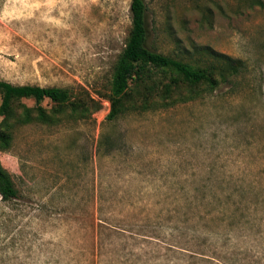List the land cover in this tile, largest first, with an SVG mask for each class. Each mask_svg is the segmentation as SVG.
Masks as SVG:
<instances>
[{"label":"rangeland","instance_id":"374dc122","mask_svg":"<svg viewBox=\"0 0 264 264\" xmlns=\"http://www.w3.org/2000/svg\"><path fill=\"white\" fill-rule=\"evenodd\" d=\"M146 3L151 49L201 63L209 46L242 72L194 97L136 86L140 106L108 120L131 0H0V79L95 106L75 119L46 99L61 120L23 124L35 101H15L0 264H264V0Z\"/></svg>","mask_w":264,"mask_h":264},{"label":"trees","instance_id":"16d2710c","mask_svg":"<svg viewBox=\"0 0 264 264\" xmlns=\"http://www.w3.org/2000/svg\"><path fill=\"white\" fill-rule=\"evenodd\" d=\"M147 10L146 0H131V28L125 46L114 63L110 79L111 106L106 117L108 120H115L129 109L140 106L134 102L140 95L132 93L133 90L139 91L134 88L136 86H145L150 94L161 90L165 98L169 97L175 88L179 95L187 92L188 97H194L200 84L205 83L210 89H216L244 69L242 59L216 51L209 46L198 47L197 52L201 53L198 59L201 63L189 62L151 49L147 44ZM159 75L168 79L167 82L162 83ZM0 94V113L4 116V123L0 127V150L9 148L13 140L11 128L14 123L12 124L10 119L14 114L16 100L31 98L35 101V107L24 106L22 114L15 121L23 124L34 119L43 123L61 120L48 112L43 105L46 99L60 107L69 108L70 115L75 119L88 117L95 107L91 106V100L87 101L85 96L76 95L70 88L61 86L14 84L0 79ZM18 194L11 173L0 160V195L4 200H9Z\"/></svg>","mask_w":264,"mask_h":264}]
</instances>
